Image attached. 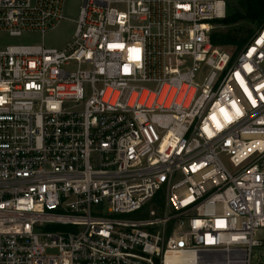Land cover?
I'll list each match as a JSON object with an SVG mask.
<instances>
[{
  "label": "built area",
  "instance_id": "obj_1",
  "mask_svg": "<svg viewBox=\"0 0 264 264\" xmlns=\"http://www.w3.org/2000/svg\"><path fill=\"white\" fill-rule=\"evenodd\" d=\"M0 0V264H252L264 251V27L230 0ZM138 215L136 218H131Z\"/></svg>",
  "mask_w": 264,
  "mask_h": 264
},
{
  "label": "rangeland",
  "instance_id": "obj_2",
  "mask_svg": "<svg viewBox=\"0 0 264 264\" xmlns=\"http://www.w3.org/2000/svg\"><path fill=\"white\" fill-rule=\"evenodd\" d=\"M80 2L71 0L67 10V15L70 19H76L79 14ZM239 0H230L227 8V17L234 15L237 12H241ZM238 31V38H250L255 34L259 27L255 23L248 21H241L236 25L229 27L224 26L219 32H226L228 29ZM75 31V25L70 21L63 22L55 30L47 33L44 38L40 35H25L20 38L11 37L7 34H0V49L7 46H33L40 45L43 42L48 48H61L68 43ZM249 38V39H250ZM248 39V40H249ZM247 40V42H248ZM243 47V46H242ZM242 47L239 45L226 47V51L230 53L238 52ZM138 215H134L131 218H136ZM252 264H264V251L262 249H255L253 252Z\"/></svg>",
  "mask_w": 264,
  "mask_h": 264
},
{
  "label": "trees",
  "instance_id": "obj_3",
  "mask_svg": "<svg viewBox=\"0 0 264 264\" xmlns=\"http://www.w3.org/2000/svg\"><path fill=\"white\" fill-rule=\"evenodd\" d=\"M230 2V1H229ZM241 12L228 16L223 22V26L229 27L241 21L255 23L259 28L264 27V0H239ZM228 29V28H227ZM250 38H238V31L228 29L226 32H219L213 36L215 46L231 47L244 46Z\"/></svg>",
  "mask_w": 264,
  "mask_h": 264
}]
</instances>
